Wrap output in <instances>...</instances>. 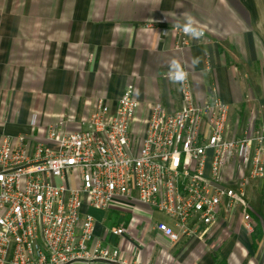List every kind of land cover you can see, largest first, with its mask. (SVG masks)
Returning a JSON list of instances; mask_svg holds the SVG:
<instances>
[{"label": "crops", "instance_id": "0c3cea01", "mask_svg": "<svg viewBox=\"0 0 264 264\" xmlns=\"http://www.w3.org/2000/svg\"><path fill=\"white\" fill-rule=\"evenodd\" d=\"M188 16L204 36H188L189 46L178 50L174 25ZM173 58L189 73L198 103L217 88L235 135L252 114L264 124V0H0V137L41 140V128L59 121L75 130L96 100L114 109L128 85L139 102L137 118L154 103L174 112L178 84L166 77ZM245 193L252 232L238 210L221 212L201 237H181L171 246L151 227L134 264H264V180L251 181ZM136 207L141 222L150 214L152 224L174 226ZM89 211L83 209L94 219ZM94 211L100 213L95 238L118 247L120 238L110 230L126 226L131 215Z\"/></svg>", "mask_w": 264, "mask_h": 264}, {"label": "built area", "instance_id": "2783aa9c", "mask_svg": "<svg viewBox=\"0 0 264 264\" xmlns=\"http://www.w3.org/2000/svg\"><path fill=\"white\" fill-rule=\"evenodd\" d=\"M173 31L175 48L188 47V35ZM178 92L176 111L154 103L137 118L128 85L114 109L96 100L75 130L59 121L41 128V140L0 137V264H134L148 228L171 246L201 237L221 212L238 210L252 232L245 190L264 180V124L252 114L239 136L228 131L230 108L217 88L198 103L189 73ZM137 203L174 226L152 224L150 214L141 222ZM84 208L131 215L110 230L118 247L95 238Z\"/></svg>", "mask_w": 264, "mask_h": 264}, {"label": "clouds", "instance_id": "9594fccd", "mask_svg": "<svg viewBox=\"0 0 264 264\" xmlns=\"http://www.w3.org/2000/svg\"><path fill=\"white\" fill-rule=\"evenodd\" d=\"M174 27L196 40H199L204 36V31L198 26V22L192 16H188L183 23H180L179 21L176 22ZM191 63L193 66H196L199 63V58H193ZM168 68L169 71L167 75L172 83L182 84L186 81L188 72L179 60L173 58L169 62Z\"/></svg>", "mask_w": 264, "mask_h": 264}, {"label": "rangeland", "instance_id": "374dc122", "mask_svg": "<svg viewBox=\"0 0 264 264\" xmlns=\"http://www.w3.org/2000/svg\"><path fill=\"white\" fill-rule=\"evenodd\" d=\"M231 128H230V126H229V129H228V131L230 130ZM89 213L94 217V219H96V220H98L99 219V215H100V213H98V212H95L94 210H92V209H90V211H89Z\"/></svg>", "mask_w": 264, "mask_h": 264}]
</instances>
